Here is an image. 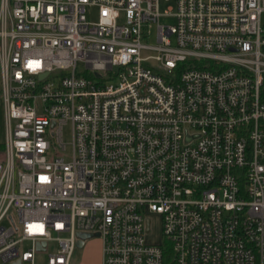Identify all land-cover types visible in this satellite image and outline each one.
Returning <instances> with one entry per match:
<instances>
[{"label": "built area", "instance_id": "built-area-1", "mask_svg": "<svg viewBox=\"0 0 264 264\" xmlns=\"http://www.w3.org/2000/svg\"><path fill=\"white\" fill-rule=\"evenodd\" d=\"M175 1L0 0L5 263L264 264V0Z\"/></svg>", "mask_w": 264, "mask_h": 264}, {"label": "rangeland", "instance_id": "rangeland-1", "mask_svg": "<svg viewBox=\"0 0 264 264\" xmlns=\"http://www.w3.org/2000/svg\"><path fill=\"white\" fill-rule=\"evenodd\" d=\"M176 6H177V4H176L175 0H170V1L161 0L160 10L162 13H164V15L161 16V18H160L161 24L173 25L176 23L175 17L171 16L170 13L167 14V12H170L169 8H171V7H173L172 12H175ZM262 20L264 22V14L262 16ZM150 43H157V24H154L152 26V36L150 38ZM83 68H84V66L82 64H80L79 69H83ZM4 137H5V119H4L3 106L0 102V143H2L4 141ZM65 137H66V139H70V125H68L65 129ZM161 221H162V218L160 215H155V214L153 215V222H154L153 223V229H152V232L149 234V238L152 241H156V242H163L164 241L163 232H162V228H161V225H162ZM84 250H85V247L76 249V252H75V255L73 258V264H79L80 263V261L82 260V256L84 254ZM45 257H46V254L39 253L38 254V263L39 264L42 263ZM0 264H9V263H5L0 257Z\"/></svg>", "mask_w": 264, "mask_h": 264}, {"label": "crops", "instance_id": "crops-1", "mask_svg": "<svg viewBox=\"0 0 264 264\" xmlns=\"http://www.w3.org/2000/svg\"><path fill=\"white\" fill-rule=\"evenodd\" d=\"M84 247V254L79 264H102V241L100 239H91Z\"/></svg>", "mask_w": 264, "mask_h": 264}, {"label": "water", "instance_id": "water-1", "mask_svg": "<svg viewBox=\"0 0 264 264\" xmlns=\"http://www.w3.org/2000/svg\"><path fill=\"white\" fill-rule=\"evenodd\" d=\"M47 74H43L41 75V78L46 76ZM78 236L80 238L78 244H77V247L78 248H84L85 244H86V240H90V239H94V238H97L100 236V233L99 232H96V233H92V232H79L78 233ZM46 245V242H43L41 244H39L38 248L40 250H42L44 248V246ZM14 264H21V261L18 260L16 261Z\"/></svg>", "mask_w": 264, "mask_h": 264}, {"label": "trees", "instance_id": "trees-1", "mask_svg": "<svg viewBox=\"0 0 264 264\" xmlns=\"http://www.w3.org/2000/svg\"><path fill=\"white\" fill-rule=\"evenodd\" d=\"M185 65H186V64H181V65L179 66V68L181 69V68H183Z\"/></svg>", "mask_w": 264, "mask_h": 264}]
</instances>
